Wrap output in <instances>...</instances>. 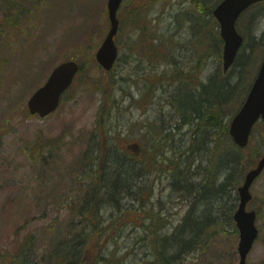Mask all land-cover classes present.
I'll return each instance as SVG.
<instances>
[{
  "label": "rangeland",
  "instance_id": "374dc122",
  "mask_svg": "<svg viewBox=\"0 0 264 264\" xmlns=\"http://www.w3.org/2000/svg\"><path fill=\"white\" fill-rule=\"evenodd\" d=\"M32 1L0 0V264L11 261L18 244L30 234L35 247L46 248L47 224L63 226L69 222V207L84 200L88 184L92 190L102 186L91 164L97 160L105 164L107 157L131 163L132 155L126 153L129 145L141 155L156 153L165 170L149 177L154 183L152 200L161 195L170 214L164 220L167 223L159 227L160 236L170 235L186 211L193 213V218L203 219L204 215L209 220L213 226L207 224L205 232L218 229L209 244L202 243L175 264H238V232L233 219L232 223L228 220L234 213L232 207L236 210L238 204L237 191L220 188L227 171L211 165L201 141L207 140L202 131L195 132L196 126L189 123L177 129L189 112L182 114L172 95L184 81L194 91L201 90L199 86L207 84L216 72L218 78L237 82L233 95L218 103L225 110L223 119L238 109L264 53V2L239 17L236 28L245 38L243 50L223 72L222 57L217 55L222 44L216 40L218 26L213 17L202 12L203 30L200 34L194 30L195 9L207 10V6L194 7L191 0H123L115 39L118 58L107 73L94 57L108 29L106 0ZM188 15H195L194 23ZM137 17H141V25L130 22ZM161 42L163 51L154 52ZM70 58L81 70L58 109L44 118L30 116L26 109L29 95L53 66ZM182 68L188 77L181 75ZM188 87H182L176 99L186 108H196L201 98L191 97ZM167 134L173 139L164 141ZM193 135L200 139L191 141ZM192 144L194 165L186 166L197 177L187 179L188 192L179 193L167 183L170 175L176 176L173 172L178 167L173 163L178 154L188 152ZM249 146L240 164L243 175L264 152V123L253 130ZM94 156L100 160L92 161ZM128 171L134 173L137 167ZM214 176H218L216 183L211 181L203 190L206 177ZM146 190L141 195L145 198L150 195ZM251 192L247 208L257 212L259 238L247 264H264V171L253 182ZM100 195L99 191L96 196ZM103 208L96 214L103 222H98L93 233L104 240L89 259L96 260L94 264H112L114 257L123 259L122 264H141L143 260L157 264L152 243L155 237L139 224L142 210L135 211L139 204L124 198L119 207ZM118 208L120 212L111 215ZM214 215H219L220 222L212 219ZM72 220L79 222L80 217ZM187 228L174 236L187 237ZM192 229L197 230V226ZM107 231H111L110 236Z\"/></svg>",
  "mask_w": 264,
  "mask_h": 264
},
{
  "label": "trees",
  "instance_id": "16d2710c",
  "mask_svg": "<svg viewBox=\"0 0 264 264\" xmlns=\"http://www.w3.org/2000/svg\"><path fill=\"white\" fill-rule=\"evenodd\" d=\"M191 1L193 6L197 8H204L207 6V10L195 9L197 11L195 14L196 17L194 18L195 23L192 21V17L195 15H188L189 21L195 24V33L200 34L205 22L203 17L201 18L199 15L203 16V13L211 15L212 8L219 0ZM207 1L212 2L207 5ZM260 4H262V2L253 5L251 8ZM190 8L193 9L191 5ZM135 11L134 13L139 15L138 8H135ZM130 22L141 25L142 19L141 17H137V19L130 18ZM216 40L221 43L218 35ZM157 47L159 50H163V47ZM242 50L243 48L240 49L239 55ZM217 55L219 57L221 56L219 51H217ZM250 59L251 55L248 57V60ZM237 60L238 59H236V61ZM180 73L184 77L189 76L184 72L183 68ZM174 75L175 74L172 76ZM195 79L196 77H192V80ZM185 82L186 81L181 82L182 85L179 86L177 93H175L174 96L172 95L173 101L180 108L179 110L182 114L189 111L178 123L177 129L180 130L183 124L189 123L196 126V128L194 127L196 130L195 132L202 131L207 140L204 141L201 139V141L204 144V150L207 151L210 156L209 158L212 161L211 165L216 169H225L227 171L220 188L224 191H228L230 188L234 190L242 179L243 172L240 170V164L242 160H244L247 149H250V146L248 145L247 148L239 149L233 144L228 134L229 119H223L225 110L220 107L218 103L233 95L237 82L232 83L225 76L218 78L216 72L211 74L207 84L199 86L201 88L199 91H194V89L188 87ZM184 86L190 89L191 97L201 98L198 106L193 112H190V109L193 108H186L176 99L180 89ZM240 87L235 93L236 96L240 94ZM244 92H241V94ZM229 114L231 115L232 113ZM173 137L172 134H167L165 135L164 141H168L169 138L173 139ZM195 139L200 138L193 135L191 141ZM148 147L147 145V148ZM192 152H194V144L188 147V152L186 150L180 151L178 154L180 156L179 159H175L173 163V165H177L178 170L174 169L173 173L176 176L173 178V176L170 175L171 180L167 184L179 193L183 190L188 192L189 187H186L187 179H194L197 177L196 172L191 171L189 167L186 166V163L187 165L188 163L193 164ZM96 158L100 160L99 157L92 158L91 160L95 161ZM117 160L113 161L111 158L107 157L105 160L106 165L98 160L95 162L96 164H91L94 166L92 173H96L99 180H102V186L92 190L91 184H88L84 200L82 202L76 201L69 207V213L72 216L69 222L67 220L63 226H61L60 223L55 224V222H50L47 224L45 232L40 229L47 235L44 239L47 245L46 248L40 250L39 247H35L33 235L30 234L18 244L11 256V261L7 264H94L96 260L93 261L89 259V255L95 251L98 253L102 241L104 240V237H97L93 233L97 229L98 222H103L96 214H100V211L105 209L103 207H106V209L113 206L119 207V202L124 198L139 204V208L135 209V211L142 210L139 217V224H141L145 232H148L146 234L150 235L152 238L155 237L152 243L157 264H175L177 260L182 259L185 254L197 250L202 243L209 244L211 242L213 231H217L218 229H214L211 234L209 232L210 229L205 232L207 224L210 226L213 225L209 220H206L204 215L203 219H198L197 217L193 218V213H190V211L185 212L181 222L170 235L160 236L159 227L167 223V221L164 220H168L170 214L168 210L163 207L161 195H159L155 201L152 200L154 197V183L149 177L151 175H156L153 172L156 173L159 169L165 173V170L158 162L156 153H149L144 157L134 155L132 160H130L133 161L131 163H124ZM136 167V172L132 173L128 171V169L134 170ZM217 178L218 176L206 177L203 190L208 185H211V181L216 183ZM177 184H179L178 187H176ZM227 185H229V187H227ZM213 187H215V185ZM146 189L150 190V195L147 194V198L141 196L147 191ZM99 191L101 194L100 198L96 196ZM217 195L219 196V194ZM188 196L192 197L191 193ZM234 208L235 206L232 207L231 211H233ZM153 209L155 210L153 211ZM115 212H120V209H113L111 215ZM219 215H214L212 219L220 222ZM73 216H79L80 221L73 222ZM228 220L232 223L231 215H228ZM193 225L197 226V230L192 229ZM186 227H188L187 237L182 239L174 236L175 234L182 235ZM219 230L221 231V229ZM112 233H114V231H112ZM105 234L110 236L111 231H107ZM104 254L105 253L99 255L98 258H102L101 256ZM112 262V264H122L123 259L114 257L112 258ZM141 264L151 263L147 260H143Z\"/></svg>",
  "mask_w": 264,
  "mask_h": 264
},
{
  "label": "water",
  "instance_id": "95a60500",
  "mask_svg": "<svg viewBox=\"0 0 264 264\" xmlns=\"http://www.w3.org/2000/svg\"><path fill=\"white\" fill-rule=\"evenodd\" d=\"M121 1L107 0L109 28L95 53L97 62L106 70L112 67L117 56L114 36L118 27L116 12ZM257 1L260 0H222L213 9V15L219 21L220 35L224 42L222 52L224 71L232 64L242 42V37L235 28V21L244 9ZM78 69L79 66L74 60H66L57 64L46 81L28 98L29 113L45 116L54 111L59 104L61 94L71 84ZM260 117L264 119V56L243 104L229 124V134L237 145L242 147L247 144L251 128ZM263 168L264 154L246 173L243 183L237 188L239 203L233 219L239 233L237 244L239 264H246V257L257 236L254 223L255 212L247 210L246 204L251 199L250 185Z\"/></svg>",
  "mask_w": 264,
  "mask_h": 264
},
{
  "label": "bare ground",
  "instance_id": "6f19581e",
  "mask_svg": "<svg viewBox=\"0 0 264 264\" xmlns=\"http://www.w3.org/2000/svg\"><path fill=\"white\" fill-rule=\"evenodd\" d=\"M195 108H193V109H190V112H193V110H194ZM189 112V111H188Z\"/></svg>",
  "mask_w": 264,
  "mask_h": 264
}]
</instances>
